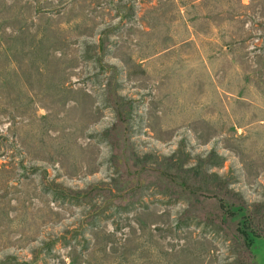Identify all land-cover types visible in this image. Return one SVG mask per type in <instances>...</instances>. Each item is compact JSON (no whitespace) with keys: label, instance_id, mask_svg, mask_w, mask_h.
Returning <instances> with one entry per match:
<instances>
[{"label":"rangeland","instance_id":"1","mask_svg":"<svg viewBox=\"0 0 264 264\" xmlns=\"http://www.w3.org/2000/svg\"><path fill=\"white\" fill-rule=\"evenodd\" d=\"M0 264H264V0H0Z\"/></svg>","mask_w":264,"mask_h":264}]
</instances>
